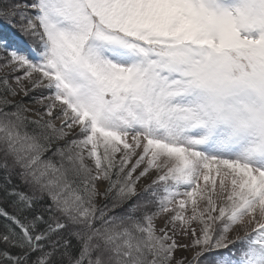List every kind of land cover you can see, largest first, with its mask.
Returning <instances> with one entry per match:
<instances>
[{"label": "snow or ice", "instance_id": "snow-or-ice-1", "mask_svg": "<svg viewBox=\"0 0 264 264\" xmlns=\"http://www.w3.org/2000/svg\"><path fill=\"white\" fill-rule=\"evenodd\" d=\"M0 68V264H264V0H0Z\"/></svg>", "mask_w": 264, "mask_h": 264}, {"label": "rangeland", "instance_id": "rangeland-1", "mask_svg": "<svg viewBox=\"0 0 264 264\" xmlns=\"http://www.w3.org/2000/svg\"><path fill=\"white\" fill-rule=\"evenodd\" d=\"M4 72H5V69L0 68V73L4 74ZM16 74H17V75H22V73H20V72H18V73H16ZM11 78H12V77H11V74H10V75H9V79L11 80ZM21 95H22V93H21ZM30 95H35V94H30ZM16 98L19 99L20 97H16ZM25 103L28 104L29 107H32V108H34V109H36V110H38V111H42V109H40L39 106H37V105H33L31 102L25 101ZM129 142H131L130 137H129ZM224 171H228V170L222 168V170H221V174H220V175H216L215 170H213V172H212V175L215 176L216 181H217V191L219 190V182H220V180H221V179H224V176H223V172H224ZM154 178H155V175L153 174V175H152V179H154ZM230 179H231V177H229V178L225 181L226 185L229 186V187H230ZM150 182H151L150 179H142V180L140 181V186L143 187L144 185H147V184H149ZM203 183H204V182H203V180L201 179V184H203ZM209 183H210V182H209ZM181 190H183V189L181 188ZM178 199H179V198H177V200H178ZM187 207H188L189 211H188V213H186V215H190V214H191V212H190L191 204L189 203V205H188ZM201 207H203V204H202V203H201ZM245 219H247V218H245ZM156 227H157V228L163 227V219H158V220L156 221ZM194 227H195V225H194ZM231 235H234V233H230V236H231ZM180 239H181L185 244L190 243V239H186V238H183V237H181ZM175 255H176L177 258H184V257L191 258V255H193V253H192V252H189V251L178 250V251L175 253Z\"/></svg>", "mask_w": 264, "mask_h": 264}, {"label": "trees", "instance_id": "trees-1", "mask_svg": "<svg viewBox=\"0 0 264 264\" xmlns=\"http://www.w3.org/2000/svg\"><path fill=\"white\" fill-rule=\"evenodd\" d=\"M3 75H4V74L0 73V76H3ZM31 94L39 95L40 93H39V90H37V91H35V92L31 93ZM45 95H47V93H45ZM16 99H17V98H16ZM25 101L31 102L30 99H29L28 97H25L24 102H25Z\"/></svg>", "mask_w": 264, "mask_h": 264}]
</instances>
